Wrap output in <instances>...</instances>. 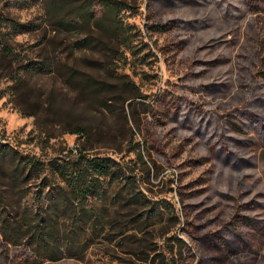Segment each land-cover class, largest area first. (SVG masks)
Instances as JSON below:
<instances>
[{
  "label": "rangeland",
  "instance_id": "rangeland-1",
  "mask_svg": "<svg viewBox=\"0 0 264 264\" xmlns=\"http://www.w3.org/2000/svg\"><path fill=\"white\" fill-rule=\"evenodd\" d=\"M44 1L0 0L37 25L11 35L15 55L0 57V140L44 159L85 146L131 178L87 199L81 236L72 212L60 223L76 249L86 245L81 256L42 264H166L169 249L180 264H264V142L253 127L264 119V3L252 12L240 2L233 21L218 19L229 0H120L125 41L110 43L98 27L52 29ZM29 59L54 70L24 72ZM89 72L101 90L81 81ZM130 187L144 207L124 204ZM25 254L0 240V264Z\"/></svg>",
  "mask_w": 264,
  "mask_h": 264
},
{
  "label": "trees",
  "instance_id": "trees-1",
  "mask_svg": "<svg viewBox=\"0 0 264 264\" xmlns=\"http://www.w3.org/2000/svg\"><path fill=\"white\" fill-rule=\"evenodd\" d=\"M98 1L101 10L95 14L91 0H45L46 20L56 30L98 27L110 43H124V26L128 23L122 22L121 11L125 6L120 0ZM180 1L197 4L195 0ZM222 2L218 1L217 5L222 6ZM240 2L247 4L250 11L254 12L260 9V3H264V0H229L218 19L223 17L236 21L238 16H234L233 12L239 11L238 15H241ZM36 26L0 10V57L11 58L15 55L11 35L33 30ZM86 43L84 39L81 46ZM21 68L24 72H51L54 70V61L36 63L29 59ZM72 72L83 73L79 69H72ZM20 76L21 71L12 75V79L15 81ZM81 81L93 85L95 90H101L105 83L90 72L81 77ZM248 116L250 119L258 117L254 112H249ZM230 123L235 131L244 127L235 121ZM203 124L202 118L199 121L200 129ZM253 127L264 142V119ZM72 131L85 134V127L76 125ZM130 175L127 167L113 157L90 153L85 146L74 145L65 151L61 149L49 159H44L9 141L0 140V240L4 250L7 251L9 245L22 246L26 254L20 264H42L47 260L81 256L86 245L76 249V245H73L76 243L71 240L65 227L61 229L60 223L64 222L66 214L72 212L74 233L81 236L85 232L87 217L91 215L86 207L87 199L92 196L105 197L110 187L114 189L121 181L131 178ZM140 194V190L130 187L124 196V204L132 208L144 207L146 199ZM150 208L141 213L143 219L153 218L155 212L151 213ZM141 215L129 220L140 219ZM177 238L182 241L181 237ZM80 240L79 237L77 241ZM165 258L166 264H180L173 249H169L168 256L160 254V261Z\"/></svg>",
  "mask_w": 264,
  "mask_h": 264
}]
</instances>
